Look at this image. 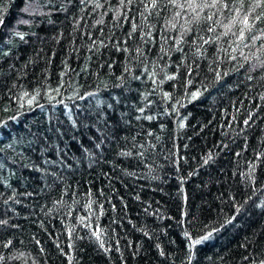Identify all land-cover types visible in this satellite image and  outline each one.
I'll return each mask as SVG.
<instances>
[{
	"label": "trees",
	"instance_id": "1",
	"mask_svg": "<svg viewBox=\"0 0 264 264\" xmlns=\"http://www.w3.org/2000/svg\"><path fill=\"white\" fill-rule=\"evenodd\" d=\"M197 2L0 0V264H264V4Z\"/></svg>",
	"mask_w": 264,
	"mask_h": 264
},
{
	"label": "snow or ice",
	"instance_id": "2",
	"mask_svg": "<svg viewBox=\"0 0 264 264\" xmlns=\"http://www.w3.org/2000/svg\"><path fill=\"white\" fill-rule=\"evenodd\" d=\"M121 2L123 3L124 0H121ZM127 2H128V3H131L132 0H127ZM177 2H178V0H168V3L171 4V5H173V6H176V5H177ZM219 2H220V0H213V2H212L211 4H208V3H207V0H205V6H206V7H215L216 4L219 3ZM188 3H189V4H196V7H199V3L197 2V0H188ZM261 4H264V0H256V7H260ZM155 5H156V0H152V6L155 7ZM179 6H180V7H183L184 5H183V4H180ZM224 6L227 7V5H224ZM97 7H99V5H97ZM192 10H193V11H196V8H193ZM177 15H179V13H177ZM197 19H198V17H197ZM207 19H208V20H212V16H208ZM256 19H261V17H260V16H257ZM243 23H244L246 26L248 25L249 21H248V17H247V16L244 18ZM173 26H174V25H173ZM213 30H214V29H212V28H209V29H208L209 32H211V31H213ZM225 34H227V33H225ZM21 38H23V37H21ZM239 39H243V31H241V34H240ZM209 42H210L209 40H205V41H204V43H209ZM234 58H235V57H233V59H234ZM169 78H171V77H169ZM25 95H27V93H25ZM197 95H198V93H193V94H192L193 99H195ZM29 103H31V101H29ZM148 119H151V117H148ZM248 122H249L248 120H245V121H244L245 124H248ZM205 163H207V161H205ZM0 223H3V222L0 221ZM185 235H187V233H186ZM211 236H212V233L209 232L206 236H203V237H201L200 239H195V240H193L191 243H192V245H198V244H201L204 240L209 239Z\"/></svg>",
	"mask_w": 264,
	"mask_h": 264
}]
</instances>
